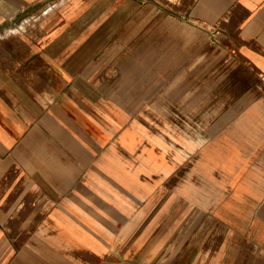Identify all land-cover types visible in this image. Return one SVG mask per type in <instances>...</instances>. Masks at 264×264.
Here are the masks:
<instances>
[{
	"label": "crops",
	"instance_id": "0c3cea01",
	"mask_svg": "<svg viewBox=\"0 0 264 264\" xmlns=\"http://www.w3.org/2000/svg\"><path fill=\"white\" fill-rule=\"evenodd\" d=\"M0 264H264V0H0Z\"/></svg>",
	"mask_w": 264,
	"mask_h": 264
}]
</instances>
